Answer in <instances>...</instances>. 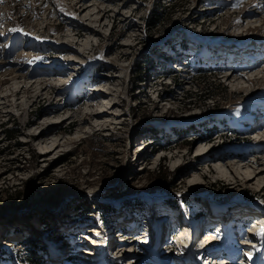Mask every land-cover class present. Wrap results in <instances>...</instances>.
Masks as SVG:
<instances>
[{"label": "rangeland", "instance_id": "374dc122", "mask_svg": "<svg viewBox=\"0 0 264 264\" xmlns=\"http://www.w3.org/2000/svg\"><path fill=\"white\" fill-rule=\"evenodd\" d=\"M129 1L0 0V264H264V0Z\"/></svg>", "mask_w": 264, "mask_h": 264}, {"label": "bare ground", "instance_id": "6f19581e", "mask_svg": "<svg viewBox=\"0 0 264 264\" xmlns=\"http://www.w3.org/2000/svg\"><path fill=\"white\" fill-rule=\"evenodd\" d=\"M107 1H109V2H111V1H113V0H106V2ZM130 1L129 0H122V4H123V7H125V6H127L128 5V3H129ZM92 5L91 6H93L94 4H95V2L94 3H91ZM88 6H90V5H88ZM90 16H92V15H90ZM22 89V88H21ZM21 89H17L16 90V92L18 91V92H20L21 91ZM97 95L98 96H101L102 97V99L103 100H105L108 96H110V93L109 92H107V91H99L98 93H97ZM6 97H8V95L6 96ZM107 103L109 104H111L112 103V101H107ZM115 106V104L114 105H112L111 107H110V109H112L113 107ZM103 112H104V110L102 109V110H94L93 112H91L90 113V115H92V119H95L96 121H100L101 120V118L103 117ZM58 120H55V122H52L53 124L54 123H56ZM52 123H49V124H47L46 125V127L45 128H43L41 131H39L38 133H36L34 136H33V138H34V140L35 141H37L38 142V145L40 146V148H41V150H43V151H45V153H47L48 152V154L51 152V151H54L56 148H58V147H62L63 145H66V144H71V143H73L76 139H78V137H80V136H82L84 133H85V129L84 130H78L75 134H69L68 136H65V137H60V136H57V135H54V136H52L53 135V130H54V127H52V126H50V125H52ZM89 127H91V126H89ZM88 126H86V128H89ZM92 127H95V125H92ZM143 153V152H142ZM199 156H201V154H198V157ZM245 166V165H244ZM243 167V166H242ZM246 168V172H247V174H248V178H246L247 179V181H249V180H253V179H255V177L256 176H259L262 172V170L259 172V173H256V175L252 178V179H249L250 178V175L251 174H253V170H251L250 171V169L248 168V167H245ZM245 172V171H244ZM258 172V171H257ZM251 177H252V175H251ZM260 180L261 181H263L264 180V177H262L261 178V176H260ZM234 183H236V184H238L239 183V181L238 180H235V182ZM216 227H217V225H215ZM214 226V227H215ZM147 228V227H146ZM143 229V228H142ZM148 229V228H147ZM219 229V228H218ZM220 231L222 232L223 231V233H224V230L223 229H220ZM149 232H148V230H147V234H148ZM212 233L213 232H210V233H208L207 235H206V240H209V241H212V240H214L213 238H212ZM107 237V236H106ZM153 238H154V236H152ZM109 240V239H108ZM136 240H138L139 241V239L138 238H136ZM227 240V239H226ZM226 240H225V242H226ZM111 241V240H110ZM109 241V242H110ZM153 241V240H152ZM118 243H119V241H118ZM0 244H4L3 242H1ZM98 244H100V242L99 243H97L96 244V246L98 245ZM110 244V243H109ZM145 245H146V247L148 246V245H150V238H148V236H147V238L145 239ZM94 248H95V246H94ZM108 250H110L109 248L107 249V251ZM152 250H153V248H152ZM112 253H113V251H112ZM213 259H215V258H213ZM98 261V260H97Z\"/></svg>", "mask_w": 264, "mask_h": 264}, {"label": "trees", "instance_id": "16d2710c", "mask_svg": "<svg viewBox=\"0 0 264 264\" xmlns=\"http://www.w3.org/2000/svg\"><path fill=\"white\" fill-rule=\"evenodd\" d=\"M156 23H157V21L155 22V24L154 25H156ZM143 76H140L137 80H136V83H138V82H142L143 80ZM4 132H5V134L7 135V137H8V139L9 140H16L17 138H18V134H19V130H13L12 128H5L4 129ZM18 144H20V142H18ZM161 167L159 168V172H158V174H157V176H156V178H157V180L159 181V180H162V179H164L163 178V174L162 173H160L161 172ZM0 250L1 251H3L4 249L3 248H0ZM35 257V256H34ZM35 260L36 261H38V262H35V264H39L40 262H41V260H40V258L39 257H35Z\"/></svg>", "mask_w": 264, "mask_h": 264}, {"label": "snow or ice", "instance_id": "6c2138e0", "mask_svg": "<svg viewBox=\"0 0 264 264\" xmlns=\"http://www.w3.org/2000/svg\"><path fill=\"white\" fill-rule=\"evenodd\" d=\"M262 234H264V230H262Z\"/></svg>", "mask_w": 264, "mask_h": 264}]
</instances>
